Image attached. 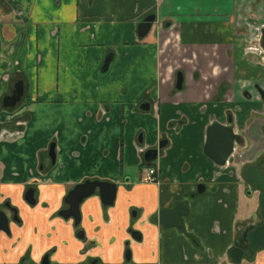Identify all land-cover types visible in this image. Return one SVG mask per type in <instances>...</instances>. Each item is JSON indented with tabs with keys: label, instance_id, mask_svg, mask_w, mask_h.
<instances>
[{
	"label": "crops",
	"instance_id": "1",
	"mask_svg": "<svg viewBox=\"0 0 264 264\" xmlns=\"http://www.w3.org/2000/svg\"><path fill=\"white\" fill-rule=\"evenodd\" d=\"M11 4L0 3V38L9 47L24 35L11 57L19 62L25 93L18 111L2 113L0 124L11 127L17 114L28 124L23 138L0 141V210L9 200L21 218L11 222V236L0 232V264H37L52 249L55 264H89L73 221L57 215L69 190L88 179L118 186L114 206L106 209L98 196L81 206L87 242L97 244L92 256L104 264H124L128 247L134 264L227 263L258 207L239 171L264 154V102L256 88L264 89V66L245 54L243 30L247 16L264 30V0ZM150 15L156 21L142 38L139 25ZM146 102L149 111L142 109ZM214 122L232 123L242 136L240 161L232 157L222 167L205 154ZM140 134L150 148L169 141L157 163V184L140 181ZM53 143L57 164L41 173ZM30 187L36 188L34 206L25 200ZM178 203L189 211L184 228H164L158 212ZM131 228L142 241L131 239ZM243 264H264V250Z\"/></svg>",
	"mask_w": 264,
	"mask_h": 264
},
{
	"label": "flooded vegetation",
	"instance_id": "2",
	"mask_svg": "<svg viewBox=\"0 0 264 264\" xmlns=\"http://www.w3.org/2000/svg\"><path fill=\"white\" fill-rule=\"evenodd\" d=\"M2 1H4L5 4L9 7L8 9H13V7H12L13 5L11 4L12 0H2ZM0 3H1V0H0ZM0 9H1V6H0ZM14 9H17V8L14 7ZM17 12H18V17H20V18H24L26 16L25 11H23L21 9L20 10L17 9ZM148 17H154L155 18V20L152 22L151 27H150V29L148 31V33H149L151 31L155 21H156V16L155 15H150ZM245 20H246V22H245V24H246L245 28L246 29L244 28V30H243V32L245 33V35H244V45H245V52H246L245 54L247 56L257 57L258 58V62L264 66V30L261 29V27L258 25L257 22H255L254 20H252L248 16L245 17ZM2 21H3V19L0 16V31H1V25H3V23H1ZM251 28H253V31L251 30ZM138 33H139V29H138ZM147 34H146V36H147ZM0 36H1V34H0ZM23 36L24 35L22 33L18 37V39L16 41V44H12L9 47H5V45L3 44V40L0 38V59L2 58L0 63H1V66L5 67V72H3L0 75V94H1L0 101H1V105L2 106H3L4 98L9 96V95H12V93L16 90V85L20 81H23L24 93H25V82H24L23 77L21 75V71H20V68H19V66H20L19 62H18L17 59L14 60L11 57L13 52H14L15 47L23 42ZM146 36H144V37H146ZM144 37H142V38H144ZM107 59L108 60L110 59V62H111V58L110 57H108ZM109 65H110V63H109ZM109 65H108L106 70H104L105 66H103V71L104 72H107V70L109 68ZM179 75L182 76V88L181 89L177 88V81H178ZM184 79L185 78H184L183 72L182 71H178L177 72V77H176V89L178 91H182L184 89ZM226 88H227L226 85H222L221 86V89H226ZM256 88H257V91H258L262 101L264 102V99H263V97L261 95V93L264 95V89L261 88L260 86H257ZM222 97L223 96L221 94V95H219V97H217V99H221ZM23 98H24V94H23L21 102H19L16 107H14V108H4L3 107L5 109L3 112L5 114H7V115L10 114L9 116H11L14 112L18 111V109L20 108V105L23 102ZM147 105H149V109L146 110V111H149L151 109V103L150 102L144 103L142 107H146ZM154 109H155V111H158V105L157 104H155V106L153 107V110ZM13 117H14L13 120H12L13 124H11V127H8V126L0 124V141L2 139H6V138L9 139V140L16 141V140H19V139L24 137V135L26 133L28 120L23 118V117H21L18 114L16 116L13 115ZM177 123L174 124L175 127L176 126L181 127L180 123H178V124ZM213 124L222 125V124H220L218 122H214L208 127V130ZM222 126H226V127L231 128L233 130L234 134H236L239 137V142H238V144H235L233 154L227 159V161H226V163L224 165L218 164L215 160H213L211 158L216 164H218L219 166L223 167V166L228 164L229 160L232 157L237 158L238 161H240L241 152L239 151L238 148H241L240 146H242V144H243V138H242V136L240 134L235 132L234 127L232 126V123L229 124V125H222ZM208 130H207V133H208ZM137 140H138L137 141L138 142L137 146H138L141 154H143V162H142L143 166L141 167L140 181L143 182V183L157 184V183H159V175H160L157 163L159 161V158H160V155H161L162 151L167 147L169 141L167 139H163V140H161L159 142V144L157 146L150 148L146 144H144V136H143V134H140L138 136ZM206 143H207V137H206ZM206 143H205V146H206ZM51 148H53V153L54 154L52 153ZM153 150L157 151L156 159L151 160V161H146L145 160L146 153L149 152V151H153ZM204 152H205V148H204ZM56 164H57V149H56V145L53 143V144H51V146L49 148V151H48V159H46L45 162H41V170H40V172L41 173H47L46 169L49 168V167L52 168ZM251 167L260 168L262 170V173L264 174V154H262L255 162H253L251 164L242 165V167H241V169L239 171L240 176L243 178V180H245V186H246L245 191H246V193L248 194V196L250 198H252V197L255 198L256 197V203L258 204V207H257V211L254 212L253 215L250 216L249 221L246 222V225L240 230V234L237 235L235 243L233 244V246L231 247V249L229 251V257L224 258V260L226 259V262H227L225 264H243V262H252V261L254 262L258 252H260L261 250H264V247L256 249L253 255H251V253L249 252V245L252 243L251 242V235L253 233H255V230L257 228H259L260 226H262L264 224V221H263L262 216H261V201H260L261 200L262 191L259 189V187H260V185H262V183L261 182H256V183L251 184L244 177L245 171L248 168H251ZM88 181H91V182H109V183L115 184L114 182H110V181H103V180H99V179H95V180L88 179V180H85V181H83L81 183L76 184L73 188H71L69 190V192L72 191L77 185L83 184V183L88 182ZM254 184H258L259 187L258 188L257 187H253ZM115 185L117 186V184H115ZM117 190H118V186H117ZM32 191L34 193L33 197H34V199L36 200V203H37V199H36V196H35L36 195V188H33V187L28 188L27 191L25 192V200H26V202L28 204L34 206V205H36V203L35 204H31L27 200V199L32 200V198H31V192ZM197 191H198L199 194H202L205 191V185L199 184L198 187H197ZM69 192L64 197L65 208L59 210L57 212V215L60 218H63L64 220H66V221H69V220L73 221V226L75 228V237L77 239L82 240L83 242H85V245H84L83 250H82V254L88 260L89 264H104L103 257L101 258V257H93L92 256V253H91L92 249L97 244H95L94 242H87L85 231L81 227V225H82L81 206L83 205V203L86 200H88V199H90L92 197H95V196L99 197V199L101 200L102 206H104L106 209L108 207L114 206L115 201H114L113 205L106 206L102 202V199H101V196H100V193H99V189L96 188L95 193L93 195L85 198L83 200V202L80 204L81 221L78 224H76V221H75V219L73 217H69L68 218L66 216L61 215L62 212H64V211L69 209V205L65 202V199L68 196ZM116 197H117V192H116ZM116 197H115V200H116ZM179 204H182V203L176 204L175 207L177 205H179ZM2 207H3V209H1V210H3L9 217V231H7L6 233L5 232H1V231L0 232L4 233L6 236H11L12 235V230H11V225H10L11 222H14V223H17V224L21 223V218H20V215H19V209L16 206H12L11 202L9 200L4 202ZM175 207L173 209H163V210H174ZM161 211L162 210H160L158 212V214H157L158 221H159V213ZM133 216L134 217L137 216V211H133ZM159 223H160V221H159ZM160 225L163 226L161 223H160ZM163 227L167 228L165 226H163ZM174 228H176V227H174ZM183 228H184V222H183L182 228H177V229H183ZM132 232H138L140 234V236H141V239L140 240L136 239L133 236ZM129 234H130L132 240H134V241H142L143 236H142L141 232L131 228L129 230ZM127 243L129 244V242H127ZM237 249H239V250L242 249V257H241V261L239 263L234 262L232 260V258H231L232 251L233 250H237ZM54 252H55L54 249L45 252V254H43L41 260L37 264H55V263L52 262V255L54 254ZM22 261H21V263H22ZM24 261H26L25 258H24ZM60 264H62V263H60ZM124 264H134V262H133V252H132V249L129 248V247L126 249V252H125Z\"/></svg>",
	"mask_w": 264,
	"mask_h": 264
},
{
	"label": "water",
	"instance_id": "3",
	"mask_svg": "<svg viewBox=\"0 0 264 264\" xmlns=\"http://www.w3.org/2000/svg\"><path fill=\"white\" fill-rule=\"evenodd\" d=\"M155 20L154 17L146 18L139 25V35L141 37L146 36L148 33L152 22ZM110 63V59L105 61L104 70L107 69ZM177 88H182V76L179 75L177 81ZM24 94V85L23 81H20L16 85V90L4 98L3 107L4 108H14L17 106L19 102H21ZM263 99L264 95L261 93ZM144 110L149 109V105L146 107H142ZM239 137L234 134L233 130L229 127L222 126L219 124H213L207 133V143L205 146V153L215 160L218 164L224 165L227 159L233 154L235 144H238ZM53 153V148H51ZM54 154V153H53ZM150 155V156H149ZM157 151H149L145 155L146 161H151L156 159ZM245 179L253 184L256 182H261L262 185L260 187L258 184H254L253 187H259L262 191L261 194V216L264 221V174L262 170L257 167L248 168L244 174ZM96 188L99 189V193L102 199V202L106 206L113 205L116 197L117 186L115 184L109 182H85L83 184L77 185L72 191L69 192L68 196L65 199V202L69 205V209L62 212L61 215L66 217H73L78 224L81 221V212H80V204L83 200L95 193ZM203 191V190H202ZM34 193L31 192V198L27 199L29 203L35 204L36 200L33 197ZM188 208L184 204H179L175 207L174 210H162L159 213V221L160 223L167 228H182L183 226V218L187 216ZM0 231L7 232L9 231V217L3 211L0 210ZM133 236L140 240L141 236L138 232H132ZM251 244L249 245V252L251 255L254 254L256 249L264 247V224L255 230V233L251 235ZM242 257V249L233 250L231 253V258L234 262L239 263Z\"/></svg>",
	"mask_w": 264,
	"mask_h": 264
},
{
	"label": "rangeland",
	"instance_id": "4",
	"mask_svg": "<svg viewBox=\"0 0 264 264\" xmlns=\"http://www.w3.org/2000/svg\"><path fill=\"white\" fill-rule=\"evenodd\" d=\"M2 60V58H1ZM1 72L3 73L4 71L1 70ZM0 98H1V94H0ZM5 109L3 108V106L1 105V101H0V114L4 111ZM10 111V110H9ZM4 113V112H3ZM11 113V112H10ZM1 118V116H0ZM2 118H5V116H3ZM139 172V170H137V173Z\"/></svg>",
	"mask_w": 264,
	"mask_h": 264
}]
</instances>
